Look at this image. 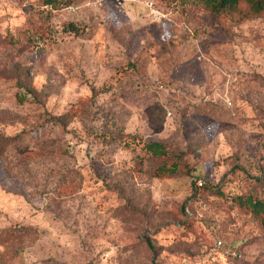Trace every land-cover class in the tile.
Returning <instances> with one entry per match:
<instances>
[{
	"label": "rangeland",
	"instance_id": "374dc122",
	"mask_svg": "<svg viewBox=\"0 0 264 264\" xmlns=\"http://www.w3.org/2000/svg\"><path fill=\"white\" fill-rule=\"evenodd\" d=\"M148 1L0 0V264H264V14Z\"/></svg>",
	"mask_w": 264,
	"mask_h": 264
},
{
	"label": "trees",
	"instance_id": "16d2710c",
	"mask_svg": "<svg viewBox=\"0 0 264 264\" xmlns=\"http://www.w3.org/2000/svg\"><path fill=\"white\" fill-rule=\"evenodd\" d=\"M58 0H43L45 5H54ZM211 4V10L215 13L222 11H245L248 15L253 17H259L264 14V0H209ZM74 30V29H73ZM145 149L152 156L163 157L166 155V150L164 146L159 142H149L145 145ZM165 169L164 172H171L175 169L173 164L172 168ZM194 179V186L198 189L203 187H197L196 181ZM220 194V192H218ZM230 202L232 205L244 209L257 221L261 230L264 232V199L258 198L252 193L237 194L230 197ZM224 246V245H223ZM232 251H235L237 255V249L234 246H228Z\"/></svg>",
	"mask_w": 264,
	"mask_h": 264
},
{
	"label": "built area",
	"instance_id": "2783aa9c",
	"mask_svg": "<svg viewBox=\"0 0 264 264\" xmlns=\"http://www.w3.org/2000/svg\"><path fill=\"white\" fill-rule=\"evenodd\" d=\"M153 5H154V2H153L152 0L146 2V6H147L149 9H151V10L153 9ZM157 16L162 17V15H160V14H157L156 17H157ZM196 185H197V187H201L202 182H201L200 180H197V181H196ZM216 245H217L218 247L223 246V244H222L221 241H217V242H216ZM227 250H228V252H230V253L233 254L234 256L236 255L235 251H232L230 248H228Z\"/></svg>",
	"mask_w": 264,
	"mask_h": 264
}]
</instances>
